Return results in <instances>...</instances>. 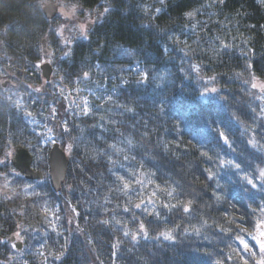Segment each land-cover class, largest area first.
<instances>
[{"label": "trees", "instance_id": "obj_1", "mask_svg": "<svg viewBox=\"0 0 264 264\" xmlns=\"http://www.w3.org/2000/svg\"><path fill=\"white\" fill-rule=\"evenodd\" d=\"M67 1L109 11L59 52L58 78L44 83L81 80L94 111L55 127L52 141L72 145L61 193L22 175L18 193L0 192V264H258L241 240L255 243L264 225V96L252 87L264 81V0ZM41 3L0 0V50L24 66L10 77L25 82L40 118L30 125L0 84V160L25 147L46 174L55 143L39 132L52 94L36 99L43 79L32 67L57 38ZM13 169L0 164V177ZM45 204L60 208L63 235L47 225ZM21 223L26 251L11 262L3 240Z\"/></svg>", "mask_w": 264, "mask_h": 264}, {"label": "rangeland", "instance_id": "obj_2", "mask_svg": "<svg viewBox=\"0 0 264 264\" xmlns=\"http://www.w3.org/2000/svg\"><path fill=\"white\" fill-rule=\"evenodd\" d=\"M51 1L52 0H47V1L45 0L46 4ZM53 1H55L59 5V11H58V15L53 20H49V21H52L51 30L55 33L57 41L56 43L53 44H48V43L45 44L44 47L45 51L43 53V57L37 62V65L33 66L32 68L36 69L37 73L42 75L41 66L45 63H51L55 68V73H54L55 76L53 77L54 79L56 77L58 78V74H59L57 68L55 67V63H56L55 60L59 56V52L61 51L62 52L61 54L67 55L68 52L71 50V47L75 44V40L77 41L78 39L86 38L93 24L97 21V19L101 18L105 14V11L101 6L88 9L78 3L70 2L67 0H53ZM81 25L84 26L83 33L81 31ZM61 29H62V34H61ZM64 55H60V56H64ZM3 58H5L4 61L0 62V84H2L4 88V90H2V93H5V95L6 94L14 95L18 99L23 98L24 96L26 97L27 95L29 96L31 91L26 89L27 87L23 86L26 85L25 82L16 81L15 79H12V77H10V75L16 74L18 72V70L16 69L25 70L24 66L20 68L19 64L16 63L14 64L12 59L10 57H7L0 50V60ZM88 77H89L88 75L84 76L83 81L89 79ZM44 82H46V80H43V82L40 83L41 86L35 85L36 88H34V90L36 89V97H37L36 99H38L41 102L45 101V99L48 97L47 94L50 93V91L52 94V102L49 105L51 115L50 116L47 115V117H45L47 118V122H45V125H40L42 129L40 130L41 132H39L44 136L43 144L48 145L49 142L52 144V140H54V131H55V127H57L58 124L62 125V123H64L63 129L68 131L69 127H67V125L65 124L67 123L66 122L67 118L69 116H75L79 118V117H83V115H86L87 113L91 114L94 111L93 108L94 100H92V98L89 95H86L84 93L85 90H87L88 93H91L90 92L91 89L88 88L85 89L84 86L81 84L82 83L81 80L74 81L75 85L73 83H70V85L69 83L63 84V81L62 82L58 81L53 84L51 90L49 87H47L46 89L45 86L46 84H49V82H46V84ZM258 85H264V81H259ZM29 87L33 89L32 85H30ZM258 88L260 90L261 95L264 96V90H261V87ZM53 109H55V111H53ZM28 121L33 122L35 121V118L29 116ZM30 125L33 124L30 123ZM15 147L16 146L12 145V147L7 152V156L2 160L4 161L10 160L12 162V157L14 155ZM67 154H70V152L69 153L67 152ZM48 162H49V157H48ZM33 168L37 170L35 168L34 163H33ZM49 173H50V164L46 174L48 175ZM21 174L22 173L15 167L10 174L9 173L2 174V176L0 177V192L6 193V195L9 196L14 193H18L19 187H17L18 189L15 187L14 180L17 175H21ZM33 190H34V184L30 183V185L26 186L23 189V193H30V195H32L31 193H33ZM57 208H58L57 206L55 207L49 204H45L42 207V210L48 219L47 225L51 226V229H53L57 234L63 235L64 230L62 228V217H59L57 215ZM67 209H68L67 210L68 218L66 219H68V223L70 225L77 224V214L74 207L71 204H69L67 206ZM148 210L150 214L154 212V209H148ZM24 227H25L24 224L21 223V227L17 232L20 234L19 236L14 234L13 236L7 237L3 240V242H8L11 244L10 245L11 262L12 260L14 261V259L20 260L25 254L26 234L24 231ZM261 233H264V225L263 226L260 225L258 230L253 234L252 239L255 241V243H252L249 238H245L242 240L248 244L249 248L256 247L258 254L264 258V252L261 251V241H264V235H261ZM16 243L18 244L21 243V247L18 248L15 245ZM241 244L242 247L244 248V244L243 243ZM13 245H15V247H13ZM41 251H44L45 253L46 248L41 247ZM92 264H98V262H94Z\"/></svg>", "mask_w": 264, "mask_h": 264}, {"label": "water", "instance_id": "obj_3", "mask_svg": "<svg viewBox=\"0 0 264 264\" xmlns=\"http://www.w3.org/2000/svg\"><path fill=\"white\" fill-rule=\"evenodd\" d=\"M43 12L48 20H53L59 11V5L55 2H49L47 6L43 7ZM42 76L47 81L51 80L53 67L50 63H45L41 67ZM34 157L31 152L24 147H17L14 150L12 164L18 169L28 180L42 179L43 174L37 172L33 168ZM51 182L54 190L59 193L62 191L63 185L66 183L67 176L70 169V157L67 152L62 149L60 144L56 143L49 156ZM21 247V243L18 244Z\"/></svg>", "mask_w": 264, "mask_h": 264}, {"label": "snow or ice", "instance_id": "obj_4", "mask_svg": "<svg viewBox=\"0 0 264 264\" xmlns=\"http://www.w3.org/2000/svg\"><path fill=\"white\" fill-rule=\"evenodd\" d=\"M162 2H163V0H162ZM221 2H223V0H221ZM45 6H47V4H46L45 0H42L41 7H45ZM104 11H105V12H108L109 9H108V8H105ZM157 11H159V9H157ZM187 15L191 16L192 13H187ZM83 29H84V26L81 25V31H82V33H83ZM61 34H62V29H61ZM84 75L87 76L88 74L85 73ZM143 78H144V79L147 78V74H146V73L144 74V77H143ZM252 87H253V88L261 87V90H264V85H258V84H256V83H253ZM212 91H215V89H213ZM53 111H55V109H53ZM221 135L223 136V133H221ZM224 140H225V143H228V138H227V136H224ZM52 142L55 143V141H52ZM71 149H72V145L69 144V145L67 146V151L71 152ZM9 155H10V153H9ZM5 162H6V161H4V160H0V164H3V163H5ZM235 166H236L237 168L240 167L239 164H236ZM261 176H264V171L261 172ZM121 179H123V178L121 177ZM249 182L251 183V181H249ZM126 186H127V185H126ZM136 207H140V205H136ZM185 210L187 211L188 209L186 208ZM143 227H144V225L141 224V228H142V229H143ZM125 234L127 235V233H125ZM15 235L19 236L20 234H19V233H16ZM162 235H165L166 238H169V239L171 238L170 235H167V234H162ZM261 235H264V233H261ZM241 243L244 244V248H245V250L251 251V249L249 248V246H248V244H247L246 242H244L243 240H241ZM13 247H15V245H13ZM261 251L264 252V241H261ZM245 264H247V261H245ZM258 264H264V258H262V259L258 262Z\"/></svg>", "mask_w": 264, "mask_h": 264}, {"label": "bare ground", "instance_id": "obj_5", "mask_svg": "<svg viewBox=\"0 0 264 264\" xmlns=\"http://www.w3.org/2000/svg\"><path fill=\"white\" fill-rule=\"evenodd\" d=\"M54 73H55V68H53V71H52V74H51V79H53V77L55 76L54 75ZM69 85H70V83H69ZM25 92H27V91H25ZM84 93L86 94V95H89L91 98H92V100H94V95L93 94H91V93H88V92H85L84 91ZM6 96V95H5ZM4 96V97H5ZM11 101L12 103H13V99H11V98H8V101ZM94 108V107H93ZM51 173H49L48 175L47 174H45V173H43V178L42 179H37L36 180V182H41V181H43V180H45L46 178H48L49 180H50V182H51ZM58 207V206H57ZM57 215L59 216V217H62V220H63V216H62V213H61V211H60V208L58 207L57 208Z\"/></svg>", "mask_w": 264, "mask_h": 264}]
</instances>
